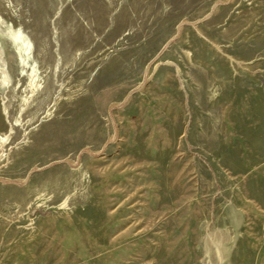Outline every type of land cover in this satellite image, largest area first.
<instances>
[{"label": "rangeland", "instance_id": "1", "mask_svg": "<svg viewBox=\"0 0 264 264\" xmlns=\"http://www.w3.org/2000/svg\"><path fill=\"white\" fill-rule=\"evenodd\" d=\"M0 72V264H264V0H0Z\"/></svg>", "mask_w": 264, "mask_h": 264}, {"label": "bare ground", "instance_id": "2", "mask_svg": "<svg viewBox=\"0 0 264 264\" xmlns=\"http://www.w3.org/2000/svg\"><path fill=\"white\" fill-rule=\"evenodd\" d=\"M6 39L15 48L14 53L16 55V60L18 65L21 66L22 71L19 72V77L23 75L26 78L28 88L34 93L39 89V72L36 70V60L32 56L31 40L21 29L18 28L11 29V31L8 32V37ZM0 84H9V76L6 72H0ZM0 144H2V140H0Z\"/></svg>", "mask_w": 264, "mask_h": 264}]
</instances>
